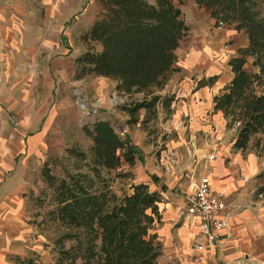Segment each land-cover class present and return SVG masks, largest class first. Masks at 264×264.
I'll return each instance as SVG.
<instances>
[{
  "label": "crops",
  "instance_id": "0c3cea01",
  "mask_svg": "<svg viewBox=\"0 0 264 264\" xmlns=\"http://www.w3.org/2000/svg\"><path fill=\"white\" fill-rule=\"evenodd\" d=\"M96 1L97 13L94 0H0V72H31L27 78L33 79L29 90L23 82L20 93L0 92V264H26L45 252L46 238L37 218L42 193L37 188L45 186L39 158L46 146L42 144L46 132L41 129L46 114L36 112L34 88L41 73L53 92L55 77L75 82L76 59L85 51L81 36L101 9ZM196 6L205 12L207 25L202 33L191 34L185 21L189 32L176 50L175 72L157 92L175 97L165 124L176 134L168 140L169 151L147 150L145 155L142 146L154 145L147 132L129 128L122 133L138 148L142 156L138 161L145 166L133 183L157 191L159 187L151 183L155 176L167 187L162 192L164 218L156 229L164 247L159 264H264V198L257 194L262 183L258 176L264 170L254 154L248 159L234 150L237 129L228 128L224 115L214 112L215 96L234 76L230 61L250 40L244 31L215 27L210 12ZM11 114L19 122L16 127L10 126ZM202 175L209 176L213 190L225 193L230 214L221 245L207 249L200 261L191 248L198 226L186 217L185 201L192 183Z\"/></svg>",
  "mask_w": 264,
  "mask_h": 264
},
{
  "label": "trees",
  "instance_id": "16d2710c",
  "mask_svg": "<svg viewBox=\"0 0 264 264\" xmlns=\"http://www.w3.org/2000/svg\"><path fill=\"white\" fill-rule=\"evenodd\" d=\"M192 1L210 12L215 27H232L248 35V47L230 61L234 76L215 96L214 112L224 115L228 128L237 129L234 150L244 153L254 145L256 153L263 155L264 18L260 5L257 0ZM99 4L96 21L80 39L85 51L76 59L75 81L90 75L111 78L120 94H144L142 101L127 108L130 124L139 122L141 110L149 113L159 104L170 111L175 97L157 92L175 72L176 50L189 32L182 10L174 0H99ZM84 130L93 142L90 152L68 151L84 165L73 164L63 178L43 173L44 183L54 194L49 220L79 233L71 237L81 244V257L88 264H159L164 247L156 229L164 218L162 192L167 187L152 176L160 190L141 183L131 185V192L121 197L110 192L102 171H114L123 161L133 167L141 160L140 151L108 120ZM258 178L262 183L257 194L264 198V171Z\"/></svg>",
  "mask_w": 264,
  "mask_h": 264
},
{
  "label": "rangeland",
  "instance_id": "374dc122",
  "mask_svg": "<svg viewBox=\"0 0 264 264\" xmlns=\"http://www.w3.org/2000/svg\"><path fill=\"white\" fill-rule=\"evenodd\" d=\"M257 1L264 18V0ZM174 2L182 10V18L189 22L191 34L202 33L201 31L207 25L205 23V12L201 11L192 0H174ZM93 6L95 7V13H97L98 7L96 6H98V1L94 0ZM23 58L26 59L27 57ZM30 74L31 72L26 71L0 72V92L9 95L20 93L19 90L22 92L24 89V86H22L23 82H26V90H29V88L33 87V79L27 78ZM44 75L42 73L41 75H37V77L41 78L40 84L38 82L33 94L35 101H37L36 112L39 113L40 111L41 114H46L41 125V129L46 132L42 144H46V146H43V158H39L42 163L45 160L44 164H40L41 168H43V181L44 172L58 178H63L65 176V169H69L73 164L84 165L83 162L75 161L71 158L68 151L74 150L75 152L88 154L93 142L86 135L84 127L91 129L101 119L110 121L122 137V133L129 128L130 130L147 132L152 137L150 141L154 145L152 148L151 146H142L144 148V152H142L145 155L147 150L148 152H152V154L156 152L161 154V152L169 151L168 140L176 137L174 132L167 131L168 127H165L166 122L171 119L172 109L170 111L162 110L159 104L156 109L149 113L141 110L137 116L139 117L138 124L140 127H137L136 124H130L131 118L128 115L129 111L127 108L131 109L136 103L142 101L146 97L144 94L129 97L121 96L114 88L116 80L94 75L88 76L86 80L75 82L69 81V79L61 81L55 77L53 80L51 79V82L54 81L55 83H53L56 84L53 92L52 86H49L50 84L45 80ZM154 91L151 90L150 92ZM25 97L32 99V97L27 95ZM115 100H124L125 103L116 106ZM96 104L99 106L98 112L100 117L93 119L88 117L87 113L92 111ZM13 116V114L10 116V126L16 127L19 122ZM143 120H147L146 124H142ZM242 154L247 156L248 159L250 155L254 154L257 157L259 168L264 170V154L258 155L254 150V145L248 148L246 152H242ZM32 166L34 167V164ZM144 168V162L137 160L135 165L130 167L123 161L122 166L114 171H102V177L106 180L110 192L121 197L123 194L131 192L130 186L134 184L133 181L136 175L144 172ZM36 176L37 174L35 173L34 178ZM242 176H240L242 179L247 178L246 176ZM151 183L153 184V182ZM160 185L162 184L160 183ZM42 186L43 184H40L37 188V190L39 189V194L42 193L41 200L39 201L41 211L38 212L37 218L40 220L41 227L39 230L42 232V235L45 234L46 238V242L43 241L45 242L43 244L45 252L40 256L32 258V260L30 259L31 261H27L26 264H38L36 261L39 264H88L81 257V244L77 242V239L71 237V235L79 233L68 228L66 229V227L61 226L59 223L49 220L47 214L54 208V194L46 183L44 187ZM158 189L160 190V188ZM79 237L81 238V236Z\"/></svg>",
  "mask_w": 264,
  "mask_h": 264
},
{
  "label": "built area",
  "instance_id": "2783aa9c",
  "mask_svg": "<svg viewBox=\"0 0 264 264\" xmlns=\"http://www.w3.org/2000/svg\"><path fill=\"white\" fill-rule=\"evenodd\" d=\"M121 96L129 97L121 94ZM102 104L101 101L99 102ZM116 106L124 104V100L114 101ZM99 106L87 113L90 118H96L99 114ZM240 124H236L239 127ZM214 156L210 159L214 160ZM186 217L192 218L198 226V234L191 246L196 254V259L203 261L207 249L220 246L222 235L226 230L229 218V204L226 202L225 193L215 191L208 175H205L192 183L191 191L186 197Z\"/></svg>",
  "mask_w": 264,
  "mask_h": 264
}]
</instances>
